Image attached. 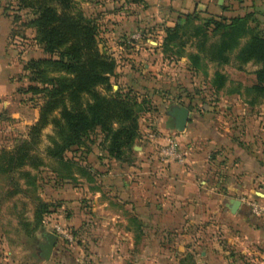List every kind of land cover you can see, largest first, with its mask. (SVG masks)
I'll use <instances>...</instances> for the list:
<instances>
[{"label":"rangeland","instance_id":"1","mask_svg":"<svg viewBox=\"0 0 264 264\" xmlns=\"http://www.w3.org/2000/svg\"><path fill=\"white\" fill-rule=\"evenodd\" d=\"M90 1L73 0L72 11L84 13L98 25L99 48L116 62L115 74L108 84H100L96 90L105 96L120 92L137 99L141 105L136 113L138 134L123 156L116 158L110 154L107 132L97 126L85 134L79 144L66 149L58 158L51 156L49 149L56 148V142H63V137L51 123L36 140H32V157L27 159V164L13 168L9 163L10 153L25 141H31V126L45 100L43 93H20L22 107L17 113L27 121L12 123V133L0 140V246L6 244L3 250H11V259L22 264L73 263L79 255L75 248L87 245L79 238L70 240L61 235L57 226L71 234L73 225L68 214L75 206L90 209L98 219L105 216L109 209L118 211L124 215L125 221L128 220V226L132 225L130 215L133 205L130 200L124 199L131 195L124 192L121 185L133 178L131 166L147 161L150 164L174 162L162 158L161 150L166 146V140L151 139L150 132L176 138L181 152L180 134L170 114L176 106H185L190 110L189 120L196 130L203 125L201 130L206 128L208 132L214 127L224 132L237 131L240 133L237 135L239 147L264 154V94L256 88L257 71L261 64L257 61L242 63L238 58L240 48L251 34L232 51L230 62L222 65L210 60L215 53L211 46L218 42L219 36L209 31V40L204 44L201 35L194 37L195 26L200 24V20L212 16L206 11L200 12L191 25L180 30V37L166 46V29L170 26H165L163 17L159 19L161 21L149 25L123 28L114 22H107L99 4L97 6L95 1ZM11 5L15 7L11 8ZM9 9L18 16L13 28V39L18 41L14 45L27 52V58L22 59L21 74L17 75L21 86L27 88L34 83L30 80L31 70L24 69L27 61L59 56L45 52L37 41L36 28L30 24L36 16L32 9L16 13L15 3H11ZM245 12V16H250L251 26L264 36V8L256 10L252 7ZM195 53L202 57L201 66L197 69L190 58ZM216 71L227 78L220 90L213 82ZM85 100H91V96L87 95ZM148 148L149 155L145 160L141 152ZM217 153L212 154L216 156ZM215 156L209 158V165L213 164ZM220 160H224L223 156ZM222 165L220 173L225 171V174L228 166ZM211 171L207 172V176L215 180ZM259 198L255 199L261 200ZM52 233L58 235V244L47 258L48 235ZM87 253H81V264H89ZM251 263L246 260V264Z\"/></svg>","mask_w":264,"mask_h":264},{"label":"crops","instance_id":"2","mask_svg":"<svg viewBox=\"0 0 264 264\" xmlns=\"http://www.w3.org/2000/svg\"><path fill=\"white\" fill-rule=\"evenodd\" d=\"M93 1L106 14L107 22L123 28L149 25L162 17L165 26L171 27L183 22L182 15L195 11L234 17L245 16L252 7L264 8V0ZM11 3L16 0H0V140L12 133V123L27 121L17 113L22 107L17 75L27 52L14 45L18 41L13 39L17 17L9 9ZM199 127L196 130L189 120L184 132L176 130L184 164L147 161L131 166L133 178L121 186L131 195L124 199L133 205L132 225L111 209L95 218L106 236L104 252L92 254L87 246L75 248L79 255L72 264H81V253L86 251L89 264H197L201 258L208 264H246L247 259L251 264H264V230L255 229L264 219L248 207L251 199L264 201V154L239 147L237 131L214 127L208 132L201 130L203 125ZM148 150L141 152L145 160ZM222 156L224 160H220ZM221 163L228 166L225 174L220 173ZM209 171L215 180L207 176ZM231 198L241 200L236 213L229 206ZM6 247L0 246V264H22L11 259L12 251H4Z\"/></svg>","mask_w":264,"mask_h":264},{"label":"trees","instance_id":"3","mask_svg":"<svg viewBox=\"0 0 264 264\" xmlns=\"http://www.w3.org/2000/svg\"><path fill=\"white\" fill-rule=\"evenodd\" d=\"M72 2L16 0L17 11L32 9L36 15L30 24L36 28V39L44 51L58 54L59 57L31 58L24 66V69L31 70L30 80L34 83L27 88L21 86L18 92L43 93L45 100L37 120L31 126V141H25L10 153L9 163L13 168L27 164V159L32 157V140H36L51 123L63 137V142H56V148L49 149V154L58 158L63 156L66 149L79 144L82 137L97 126L107 132L110 154L116 158L123 156L138 134L136 113L141 105L137 99L120 92L105 96L96 90L98 85L108 84L115 74L116 62L99 48L98 25L84 13L73 12ZM198 15V11L185 14L183 22L167 28L165 45L179 38L180 30L191 25ZM211 15L195 26L194 37L201 35L204 44L209 40V31L219 36L218 42L211 46L215 53L210 60L223 65L230 62V54L239 47L241 40L251 34L247 43L240 48L238 58L242 63L257 61L261 64L257 71L256 88L264 94V36L251 26L249 15ZM190 56L193 67L200 68L201 55L195 53ZM226 80L222 72H215L213 82L217 90L225 86ZM87 95L91 96V100H85ZM68 217L72 220L73 238L84 242L92 254L103 253L106 236L93 212L78 205L72 208ZM255 229L264 230V223H258Z\"/></svg>","mask_w":264,"mask_h":264},{"label":"built area","instance_id":"4","mask_svg":"<svg viewBox=\"0 0 264 264\" xmlns=\"http://www.w3.org/2000/svg\"><path fill=\"white\" fill-rule=\"evenodd\" d=\"M149 137L151 139L152 138L153 139L163 138L164 140H166V146L162 147V150H161V155L164 160L175 161L178 163L185 162V156L183 153L179 151L176 138L172 136H161L160 134L155 133V132H150ZM248 205L251 209L252 214L264 219V201H261L258 199H251L248 201ZM57 229L61 235H65L70 240H73V236L70 233L65 232L59 226H57ZM197 264H208V262L204 260L203 258H201L197 261Z\"/></svg>","mask_w":264,"mask_h":264},{"label":"water","instance_id":"5","mask_svg":"<svg viewBox=\"0 0 264 264\" xmlns=\"http://www.w3.org/2000/svg\"><path fill=\"white\" fill-rule=\"evenodd\" d=\"M170 114H171V116L174 117L176 129L178 131L185 130L187 123L189 121L190 110L185 106H176L172 109ZM261 196L264 197V194H262ZM240 205H241L240 199L231 198L229 200V206H230L231 211L233 213H236L238 211ZM57 240H58L57 234L52 233V234L48 235V242L49 243L47 245V247H48L47 258H50L51 252H52L55 244L57 243Z\"/></svg>","mask_w":264,"mask_h":264}]
</instances>
